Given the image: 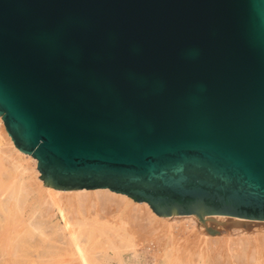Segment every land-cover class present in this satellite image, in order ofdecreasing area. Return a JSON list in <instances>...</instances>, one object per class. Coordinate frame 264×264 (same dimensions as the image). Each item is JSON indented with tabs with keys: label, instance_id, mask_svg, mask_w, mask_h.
<instances>
[{
	"label": "water",
	"instance_id": "water-1",
	"mask_svg": "<svg viewBox=\"0 0 264 264\" xmlns=\"http://www.w3.org/2000/svg\"><path fill=\"white\" fill-rule=\"evenodd\" d=\"M0 115L47 186L264 220V0H0Z\"/></svg>",
	"mask_w": 264,
	"mask_h": 264
},
{
	"label": "bare ground",
	"instance_id": "bare-ground-1",
	"mask_svg": "<svg viewBox=\"0 0 264 264\" xmlns=\"http://www.w3.org/2000/svg\"><path fill=\"white\" fill-rule=\"evenodd\" d=\"M2 117L0 264H264L263 219L160 216L110 188L47 186Z\"/></svg>",
	"mask_w": 264,
	"mask_h": 264
},
{
	"label": "rangeland",
	"instance_id": "rangeland-1",
	"mask_svg": "<svg viewBox=\"0 0 264 264\" xmlns=\"http://www.w3.org/2000/svg\"><path fill=\"white\" fill-rule=\"evenodd\" d=\"M256 221V220H255ZM259 221H262V220H259ZM193 240H195V238L193 237Z\"/></svg>",
	"mask_w": 264,
	"mask_h": 264
}]
</instances>
